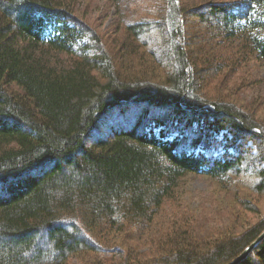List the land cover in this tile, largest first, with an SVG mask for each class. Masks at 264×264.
Returning <instances> with one entry per match:
<instances>
[{
    "label": "trees",
    "instance_id": "16d2710c",
    "mask_svg": "<svg viewBox=\"0 0 264 264\" xmlns=\"http://www.w3.org/2000/svg\"><path fill=\"white\" fill-rule=\"evenodd\" d=\"M159 10L112 50L59 0H0V264H229L264 232L259 218L202 239L194 211L164 210L191 173L264 202V120L208 91L227 44L264 63V0ZM236 264H264V239Z\"/></svg>",
    "mask_w": 264,
    "mask_h": 264
},
{
    "label": "rangeland",
    "instance_id": "374dc122",
    "mask_svg": "<svg viewBox=\"0 0 264 264\" xmlns=\"http://www.w3.org/2000/svg\"><path fill=\"white\" fill-rule=\"evenodd\" d=\"M164 1L59 0V4L103 34L110 48L116 50L118 47L124 46V43H128L129 34L126 31V27L143 19H156L160 15L159 8H162ZM182 1L186 2V0ZM220 1L225 0H188L189 5L194 7L202 6L207 2ZM236 41L227 44L219 52L220 56L216 55L214 57V60H218L219 63L216 70H214L215 80L213 83H210L208 91L212 94L213 98L233 100L236 104L252 111L259 119L264 120V63L248 50V47L241 40ZM228 52L231 53L234 60L240 59V61L227 63L225 56ZM58 57L60 61L69 60L64 55ZM221 62L224 63L223 65H227V67L225 70L219 72L218 69ZM238 62H242V69H238ZM215 66L216 64H213L211 66L212 69H215ZM11 89L15 90L16 87L12 86ZM238 190L244 193L235 198L234 195L232 196L228 193L229 190L219 181L208 176L187 174L179 180L175 188L174 196L176 200L166 204L164 210L170 212L169 217L171 218L173 217L172 213L179 211L183 207H186L189 211H194L197 216L196 220L199 223L195 227V234L202 239L205 238L204 235L217 236L218 232L224 230L223 226L226 222L231 224L232 227L237 225L239 231H242L245 227H250L251 223L258 221L259 218H264V202H257L255 200L257 195H254L255 193L249 188L240 187ZM240 197L243 200H248V204H250L249 202L253 203L256 212L260 214H253L245 208L240 209L236 205ZM213 205L220 213L216 218L212 217V212L197 213V211H204L207 207L210 208ZM231 209L240 211L235 221L234 212ZM247 213L248 222L242 216ZM250 221L251 223H249ZM146 250L147 248L140 251V253L144 255ZM117 257L119 255L107 252L94 258L86 256L74 257L70 264H84V262L90 264L97 260H107L108 262L106 263H109L118 260Z\"/></svg>",
    "mask_w": 264,
    "mask_h": 264
},
{
    "label": "water",
    "instance_id": "95a60500",
    "mask_svg": "<svg viewBox=\"0 0 264 264\" xmlns=\"http://www.w3.org/2000/svg\"><path fill=\"white\" fill-rule=\"evenodd\" d=\"M263 239H264V232L250 246H248L243 251V253H241L235 260H233L229 264H236L241 260L245 259L248 256V254L252 251V249L255 248L257 245H259Z\"/></svg>",
    "mask_w": 264,
    "mask_h": 264
}]
</instances>
